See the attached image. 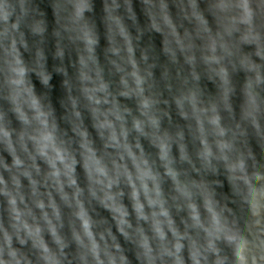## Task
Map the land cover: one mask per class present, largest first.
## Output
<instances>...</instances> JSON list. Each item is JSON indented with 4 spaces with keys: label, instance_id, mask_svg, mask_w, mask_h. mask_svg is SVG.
I'll use <instances>...</instances> for the list:
<instances>
[{
    "label": "clouds",
    "instance_id": "obj_1",
    "mask_svg": "<svg viewBox=\"0 0 264 264\" xmlns=\"http://www.w3.org/2000/svg\"><path fill=\"white\" fill-rule=\"evenodd\" d=\"M0 264H264V0H0Z\"/></svg>",
    "mask_w": 264,
    "mask_h": 264
}]
</instances>
